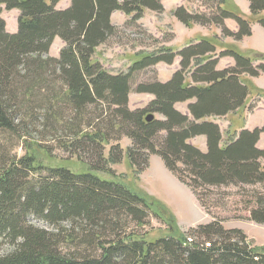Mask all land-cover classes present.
Segmentation results:
<instances>
[{
	"label": "trees",
	"instance_id": "trees-1",
	"mask_svg": "<svg viewBox=\"0 0 264 264\" xmlns=\"http://www.w3.org/2000/svg\"><path fill=\"white\" fill-rule=\"evenodd\" d=\"M61 1L0 0L5 11L18 13L13 34L5 31L0 17V135L24 148L19 158L0 149V249L5 248L0 264H264V247L253 248L240 230H225L219 220L180 237L147 240L150 219L164 221L158 204L96 175L111 174L108 166L120 164L123 156L141 172L154 155L204 208L200 190L208 192L205 199L216 200L209 190L249 188V219L264 225V148L257 146L260 138L264 141V125L239 128L222 142L219 126L207 121L244 107L249 91L241 77L264 75V55L252 60L225 49L220 56L233 59L234 66L216 71L215 46L201 40L176 53L142 54L127 72L112 75L92 59L116 34L112 14L120 12L135 22L145 11L160 13L162 0H70L58 10ZM247 1L250 16L257 18L264 0ZM211 3L209 15H189L179 8L174 17L186 27L217 26L237 42L251 36L252 22L237 7L229 8L226 0ZM225 20L234 21L237 32L224 28ZM254 22L264 28V17ZM55 39L63 47L53 58L48 54ZM176 57L179 70L169 82L137 85V93L153 100L131 111L128 97L137 73L159 63L171 65ZM255 61L259 64L253 66ZM185 102H191L188 115L175 110ZM148 115L154 116L150 122L145 121ZM30 132L53 135L51 142L70 155L66 161L74 158L84 171L38 162L35 150L47 158L52 151L24 140ZM196 137L205 139V151L188 143ZM122 139L130 142L123 153L118 147ZM168 228L174 232L172 225Z\"/></svg>",
	"mask_w": 264,
	"mask_h": 264
},
{
	"label": "rangeland",
	"instance_id": "rangeland-1",
	"mask_svg": "<svg viewBox=\"0 0 264 264\" xmlns=\"http://www.w3.org/2000/svg\"><path fill=\"white\" fill-rule=\"evenodd\" d=\"M226 1L229 8L233 4V7L239 9L243 19L252 22L250 37L237 42L232 38L224 37L222 28L217 26L191 24L186 27L174 17V12L179 8L184 9L189 15H209L211 9H213L211 0H162L163 10L160 13L145 11L142 18L135 22L120 12L113 13L111 24L117 29L116 34L95 50L92 59L101 64L108 73L117 75L127 72L131 63L139 59L142 54L158 53L161 49H168L176 53L183 48L197 44L201 40H207L215 46V53L211 58L217 62L216 71H224L234 66L233 59L220 56L225 49L235 50L253 60L258 54L255 50L264 53V28L254 22L255 19L264 17V11L257 18H252L247 0ZM69 2L70 0H62L56 8L58 10L65 9L69 6ZM0 9V17L5 22V31L9 34L15 33L17 29V11L7 12L3 6H0ZM224 28L232 33L237 32V26L232 20H225ZM62 47L63 43L59 39H55L48 55L53 58L58 57ZM179 61V58L176 57L171 65L159 63L144 72L137 73L130 85L128 108L131 111L146 108L153 100V96L137 93V85L153 81L162 84L169 82L174 73L179 70ZM253 64V66H256L259 61H255ZM191 69L194 70L195 67H191ZM189 76V73L186 74V82L188 83L190 82ZM257 79L259 80L256 81ZM241 80L247 85L249 91L244 107L239 111L228 114L226 117L207 119V121L214 122L219 126L222 142L227 141L225 138L227 133L233 135L240 127L253 130L264 125L263 112L257 111L250 120L246 118V116L253 114L255 110L264 109V92L257 86V83L264 86V75L257 78L242 76ZM190 103H179L175 105V110L188 115L187 106ZM23 139L27 142H34L51 148L52 157L47 154L48 158L43 151H34L36 160L41 164L51 167L62 166L73 172L84 171L83 167L74 158L66 161V158L70 159L68 158L70 155L59 150L51 142V139H55L53 135H41L38 132L31 134L30 132L29 135H24ZM188 143L201 151L206 150L201 137H196ZM110 145L105 147V157H107ZM129 146L130 142L128 140L122 139L118 142V147L122 153ZM257 146L260 149L264 148L262 138H260ZM3 147L7 150L9 156L19 158L24 154L22 143H17V141L6 142V139L0 135V149ZM107 169L111 174L97 173L96 175L101 179L124 185L134 193L146 195L158 204V213L164 221L150 219L149 227L144 230L148 232L146 239L149 241L168 237V235L180 237L197 226L219 220L225 230H240L253 248L264 247V225L255 224L249 219V211L252 209L251 190L249 188H243L244 190L235 187L219 188L216 191L214 190L215 192L209 190L211 195L216 196V200L212 197L211 200L205 199L204 193L208 194V192L200 190L199 195L205 204L204 208L201 206L196 194L179 182L166 169L159 157L149 155L147 168L141 172H135L136 170L129 165L125 156H123L120 164H111ZM211 201H215V203L210 205ZM31 223L39 228L51 231L49 226L39 221L32 219ZM170 225L173 226L174 230L171 234L168 228ZM4 250L5 248L0 249V253Z\"/></svg>",
	"mask_w": 264,
	"mask_h": 264
},
{
	"label": "crops",
	"instance_id": "crops-1",
	"mask_svg": "<svg viewBox=\"0 0 264 264\" xmlns=\"http://www.w3.org/2000/svg\"><path fill=\"white\" fill-rule=\"evenodd\" d=\"M250 50H252V49H250ZM254 50H255V49H254ZM255 51L258 52L259 54L264 55L263 52H260V51H258V50H255ZM259 79H260V77H259ZM259 79H257L256 81H258ZM254 80H255V79H254ZM257 86L261 89L262 92H264V86H263V84L261 85V84H258V83H257ZM257 111H259V112H263V113H264V109L255 110V112H254L253 114H250L249 116H246V118L250 120L251 118H253V117L255 116V114H256ZM240 128H241V127H240ZM243 129L250 130L249 128H243ZM238 131H239V130H237V132H238ZM201 138H202L203 143H204V146H205V139H204L203 137H201ZM205 149H206V146H205Z\"/></svg>",
	"mask_w": 264,
	"mask_h": 264
},
{
	"label": "water",
	"instance_id": "water-1",
	"mask_svg": "<svg viewBox=\"0 0 264 264\" xmlns=\"http://www.w3.org/2000/svg\"><path fill=\"white\" fill-rule=\"evenodd\" d=\"M154 119V116L153 115H148L146 118H145V121L146 122H150Z\"/></svg>",
	"mask_w": 264,
	"mask_h": 264
}]
</instances>
